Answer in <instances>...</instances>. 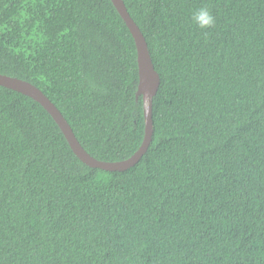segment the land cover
<instances>
[{
  "label": "trees",
  "instance_id": "trees-1",
  "mask_svg": "<svg viewBox=\"0 0 264 264\" xmlns=\"http://www.w3.org/2000/svg\"><path fill=\"white\" fill-rule=\"evenodd\" d=\"M122 1L161 80L148 151L90 168L0 86V264H264V0ZM0 74L95 159L141 147L137 49L111 0H0Z\"/></svg>",
  "mask_w": 264,
  "mask_h": 264
},
{
  "label": "water",
  "instance_id": "water-1",
  "mask_svg": "<svg viewBox=\"0 0 264 264\" xmlns=\"http://www.w3.org/2000/svg\"><path fill=\"white\" fill-rule=\"evenodd\" d=\"M111 1L129 29L137 49L139 84L136 92V100L138 101L139 98L142 97L145 134L141 147L132 157L127 160L114 163L102 162L95 159L83 149L76 139L73 130L60 111L37 87L26 81L2 74H0V86L27 96L39 103L54 119L72 151L83 164L90 168L100 169L106 172H124L136 166L140 162L142 157L147 153L151 144L153 135V100L158 93L161 80L158 73L154 69L146 40L138 26L127 12L124 2L122 0Z\"/></svg>",
  "mask_w": 264,
  "mask_h": 264
},
{
  "label": "clouds",
  "instance_id": "clouds-1",
  "mask_svg": "<svg viewBox=\"0 0 264 264\" xmlns=\"http://www.w3.org/2000/svg\"><path fill=\"white\" fill-rule=\"evenodd\" d=\"M189 22L206 34L209 29L215 26L216 18L207 7H200L192 12Z\"/></svg>",
  "mask_w": 264,
  "mask_h": 264
}]
</instances>
